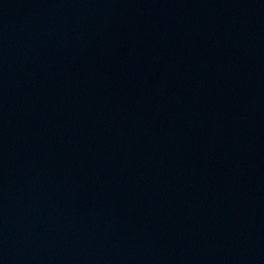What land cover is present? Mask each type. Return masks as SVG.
<instances>
[{"label": "water", "instance_id": "water-1", "mask_svg": "<svg viewBox=\"0 0 264 264\" xmlns=\"http://www.w3.org/2000/svg\"><path fill=\"white\" fill-rule=\"evenodd\" d=\"M0 264H264V0H0Z\"/></svg>", "mask_w": 264, "mask_h": 264}]
</instances>
